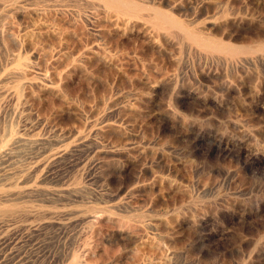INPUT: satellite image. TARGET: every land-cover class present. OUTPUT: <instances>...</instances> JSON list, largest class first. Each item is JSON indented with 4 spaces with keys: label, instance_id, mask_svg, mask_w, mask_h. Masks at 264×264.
<instances>
[{
    "label": "rangeland",
    "instance_id": "obj_1",
    "mask_svg": "<svg viewBox=\"0 0 264 264\" xmlns=\"http://www.w3.org/2000/svg\"><path fill=\"white\" fill-rule=\"evenodd\" d=\"M20 1L0 264H264V0Z\"/></svg>",
    "mask_w": 264,
    "mask_h": 264
},
{
    "label": "bare ground",
    "instance_id": "obj_2",
    "mask_svg": "<svg viewBox=\"0 0 264 264\" xmlns=\"http://www.w3.org/2000/svg\"><path fill=\"white\" fill-rule=\"evenodd\" d=\"M76 1H79V2H83V3H97V4H101L102 6L104 5H106V4H108V3H110V2H116L115 4H117V1L118 2H120L121 0H76ZM21 1L20 0H0V11H6L7 9H9L10 7H15V6H18L19 5V3H20ZM122 3V2H121ZM124 3V2H123ZM125 4V3H124ZM124 4H121V5H124ZM120 5V6H121ZM165 20V19H164ZM163 21V20H162ZM186 33V32H185ZM196 37V36H195ZM195 37H194V35H191L190 36V39L191 40H195ZM199 37V36H198ZM207 39V38H206ZM203 40H205V39H203ZM200 41H202V40H200ZM206 41V40H205ZM205 41H202V42H205ZM196 42V41H195ZM207 42H208V40H207ZM222 42V41H221ZM199 43V42H198ZM200 44V43H199ZM201 44H203V46L204 47H206L205 46V44L204 43H201ZM207 45L208 44H212V43H206ZM216 43H214V45H215ZM217 45V44H216ZM210 46V45H209ZM213 48H211V49H213V50H215V48H216V46H212ZM223 47V46H222ZM226 47V46H225ZM207 48V47H206ZM218 48V47H217ZM228 49V48H227ZM207 50V49H206ZM205 50V51H206ZM208 50H210V49H208ZM212 50V51H213ZM219 50V49H218ZM217 50V51H218ZM223 51V50H222ZM221 51V52H222ZM207 52V51H206ZM213 52H215V51H213ZM240 53H245V52H241V50L239 51ZM262 52H264V50H262ZM5 62H3L4 64L3 65H1V67H0V84L2 83V85H3V82L5 81V80H9V79H15V78H17V79H19L20 78V76L22 77V72L20 71L21 70V68L20 69H17V60L15 59V57L14 56H11V57H8V58H6V60H4ZM23 70V69H22ZM23 76H24V74H23ZM41 80H43V79H41ZM1 85V86H2ZM47 88V87H46ZM7 129V128H6ZM4 133V132H3ZM8 134V133H7ZM4 136V135H3ZM3 136H2V138H3ZM10 136V135H9ZM5 137H6V135L4 136V139H5ZM79 138V137H78ZM81 139V138H80ZM13 140V139H12ZM78 140V139H77ZM2 141H3V139H2ZM23 141V140H22ZM79 141V140H78ZM13 142V141H12ZM11 142V143H12ZM77 142V141H76ZM21 143V141H19L18 139L14 142V143H12L13 145L15 144V145H18V144H20ZM0 144H1V139H0ZM11 144V145H12ZM80 144V143H79ZM10 145V144H9ZM22 146V145H21ZM217 147L219 148V149H223V150H227L229 147H228V145H223L221 142H219L218 143V145H217ZM12 148V147H11ZM6 151V150H5ZM6 153V152H5ZM3 154V153H2ZM2 154H0V155H2ZM37 194V193H36ZM35 210V209H34ZM29 212V211H28ZM67 212V211H66ZM82 211H80V213H81ZM73 214H75V213H73ZM76 214H79V212H77L76 211ZM82 216V215H81ZM88 217V216H87ZM82 218V217H81ZM85 218H86V216H85ZM97 218V217H96ZM94 219V218H93ZM77 221V220H76ZM122 238H124V239H127V238H129V235L127 234V233H121V232H119L118 233ZM120 237V238H121ZM131 237V236H130ZM74 241V240H73ZM69 252H71V251H69ZM75 255V254H74ZM74 255H73V253H66V256H64L63 258H64V262L65 261H68V262H74L75 261V257H74ZM77 258V257H76ZM61 259V258H60ZM61 261V260H60ZM62 262V261H61ZM60 262V263H61ZM56 263H58V262H56ZM76 263H79V262H76ZM80 264V263H79Z\"/></svg>",
    "mask_w": 264,
    "mask_h": 264
}]
</instances>
